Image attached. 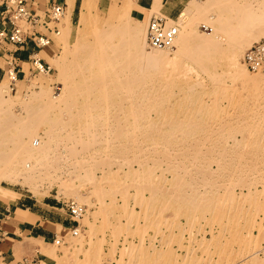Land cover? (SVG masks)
<instances>
[{
  "label": "rangeland",
  "instance_id": "obj_1",
  "mask_svg": "<svg viewBox=\"0 0 264 264\" xmlns=\"http://www.w3.org/2000/svg\"><path fill=\"white\" fill-rule=\"evenodd\" d=\"M258 1L254 5H260ZM199 2L203 5L206 0ZM210 2L213 5L201 14L217 16L222 2L207 0ZM112 9L96 3L92 13L103 18L111 16ZM225 13L227 17L229 12ZM78 17L79 9L65 37L63 15L60 17V33L46 56L47 73L32 70L31 65L24 77L4 78L0 84L7 82L11 98L24 93L25 87L37 91L43 82H48L51 92L57 90L56 62L65 49L72 48ZM198 17H193L194 29L209 31ZM127 19L132 24L137 21ZM167 24L174 25L169 19ZM262 38L251 39L239 60L251 43ZM145 50L153 49L147 43ZM167 62L172 80L139 87L147 97L137 103L151 104L144 114L125 113L129 100L125 98L122 110L110 107L106 117L92 121L98 126L102 147L90 150L92 157L83 155L84 168L100 166L110 155L121 158V163L104 166L109 172L97 183L83 176L84 169L63 187L68 186L66 191L48 177L25 182L27 185L0 180L13 195L22 192L30 199L57 203L65 221L77 226L76 235L71 233V225L59 228V245L52 240L44 250L38 245L37 249L53 259L51 264H229L239 260V264H264V84L252 96L251 87L236 78L237 70L232 67L217 64L206 72L179 57ZM19 86L23 88L19 90ZM27 102L36 100L27 98ZM10 104L11 113L26 117V109L18 101ZM44 128L47 126L38 124L36 133H43ZM37 134L33 138L43 135ZM60 139L53 146L56 155L64 142ZM29 161L33 163V159ZM70 201L83 205L81 215L70 216L66 208ZM25 243L26 239L16 248L22 252ZM251 252L252 259L243 260Z\"/></svg>",
  "mask_w": 264,
  "mask_h": 264
},
{
  "label": "bare ground",
  "instance_id": "obj_2",
  "mask_svg": "<svg viewBox=\"0 0 264 264\" xmlns=\"http://www.w3.org/2000/svg\"><path fill=\"white\" fill-rule=\"evenodd\" d=\"M66 1L64 37L70 34L69 11L73 0ZM199 1L190 0L176 19L166 18L178 28L172 47L151 48L153 50L147 53L144 22L137 20L132 24L127 19H131V0L117 1L111 16L108 14L103 18L92 13L96 0H82L72 48L67 47L69 50L65 49L57 62L54 60L59 66L57 90L51 92L48 82H43L37 91H28L25 87L24 93H17L12 96L15 98H11L7 82L0 84V180L24 184L48 177L62 189L72 183L74 176L82 175L79 169H84L83 176L97 183L109 172L104 166L112 162L121 163V158L110 155L100 162V166L84 168L83 155L92 157L89 151L102 147L98 143V126L92 121L106 117L110 107L122 110L125 98H129L125 113L133 116L144 114L151 104L137 103L139 98L147 97L139 91V87L155 80H172L165 62L173 57L182 58L206 72L217 64L232 67L237 70L234 74L236 78L251 87L249 95H257L260 85L264 84V73L249 74L239 57L251 39L264 36V0H259L260 5H254L256 0H229L231 3L228 4L223 3L228 0H220L221 6L213 0L220 9L217 16L209 15L210 18L202 14L208 11L211 2L206 0L202 5ZM149 9V13L159 12V0H154ZM225 12H229L227 17H224ZM197 15L201 18L198 17V20L205 21L203 27H210L209 31L197 32L194 29L193 17ZM109 18L114 20L109 21ZM22 88L18 87L19 90ZM27 98H35L36 102L29 103ZM15 100L21 104L23 111L26 109V117L16 116L8 110ZM40 123L47 126L41 133L43 135L36 133L35 128ZM36 134L41 135L38 137L40 140L33 138ZM57 138L64 140L61 155L52 153L55 152L53 146H57ZM54 163L57 166L54 167ZM57 170L60 172L57 173ZM67 187L63 190L66 191ZM70 193L77 196L74 191ZM36 243L42 250L47 244L33 237L26 239L27 247ZM252 254L248 253L243 260L249 257L251 260Z\"/></svg>",
  "mask_w": 264,
  "mask_h": 264
},
{
  "label": "crops",
  "instance_id": "obj_3",
  "mask_svg": "<svg viewBox=\"0 0 264 264\" xmlns=\"http://www.w3.org/2000/svg\"><path fill=\"white\" fill-rule=\"evenodd\" d=\"M120 0H96L101 8H110ZM130 16L136 20L146 21L150 17V7L154 0H131ZM189 0H159V12L167 18L175 19ZM52 2H59L67 8L66 0H27L28 7L42 15L45 8ZM82 0H73L69 11V20L73 25L74 18ZM2 0H0V7ZM149 9V10H148ZM53 44V43H52ZM37 47L31 39L23 45L8 41L0 42V83L7 76L6 58L12 60L17 77H24L31 68V58L34 53L46 62V56L51 54V46ZM13 190L0 185V263L1 264H51L52 258L37 249L38 243H25L21 252L15 245L28 238H37L50 243L57 236L59 228L73 226L65 221L61 208L53 201L30 199V196L20 192L13 195ZM70 226V227H71ZM35 247V250H28ZM16 249V250H15Z\"/></svg>",
  "mask_w": 264,
  "mask_h": 264
},
{
  "label": "built area",
  "instance_id": "obj_4",
  "mask_svg": "<svg viewBox=\"0 0 264 264\" xmlns=\"http://www.w3.org/2000/svg\"><path fill=\"white\" fill-rule=\"evenodd\" d=\"M64 13V5L59 2L50 3L42 15L35 13L27 5V0H2L0 7V42L8 41L13 44L23 45L31 39L39 47L50 46L60 33L59 21ZM178 28L168 25L166 17L153 13L146 20V39L151 48L168 49L172 47ZM246 68L252 72H264V38L251 43L243 55ZM7 77L14 80L17 75L12 65V60L6 58ZM32 70L47 73L50 67L34 53L31 58ZM66 208L71 217L79 216L84 207L74 201L66 203ZM77 226L71 228L73 235L77 234ZM55 244L60 239L54 236Z\"/></svg>",
  "mask_w": 264,
  "mask_h": 264
}]
</instances>
